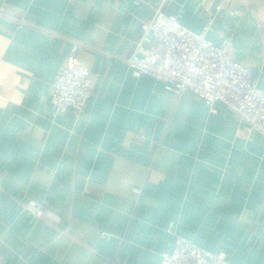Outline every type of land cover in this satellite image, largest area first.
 <instances>
[{
    "label": "crops",
    "instance_id": "1",
    "mask_svg": "<svg viewBox=\"0 0 264 264\" xmlns=\"http://www.w3.org/2000/svg\"><path fill=\"white\" fill-rule=\"evenodd\" d=\"M159 6L264 92V0H0V264H160L178 238L264 264V138L126 64ZM73 41L79 115L49 100Z\"/></svg>",
    "mask_w": 264,
    "mask_h": 264
},
{
    "label": "built area",
    "instance_id": "2",
    "mask_svg": "<svg viewBox=\"0 0 264 264\" xmlns=\"http://www.w3.org/2000/svg\"><path fill=\"white\" fill-rule=\"evenodd\" d=\"M166 0H162L164 4ZM73 41L69 55L50 89V105L57 112L81 114L94 88V78L78 61L77 53L86 49ZM133 76H145L167 84L178 94L190 91L211 107L220 102L239 120L247 133L264 138V92L257 79L231 58L227 44L214 46L206 31L194 33L184 28L175 16H167L159 6L141 24L140 38L126 60ZM133 193L139 195L140 190ZM101 236L110 238L103 232ZM160 264H228L222 253L207 252L178 238L170 254Z\"/></svg>",
    "mask_w": 264,
    "mask_h": 264
},
{
    "label": "rangeland",
    "instance_id": "3",
    "mask_svg": "<svg viewBox=\"0 0 264 264\" xmlns=\"http://www.w3.org/2000/svg\"><path fill=\"white\" fill-rule=\"evenodd\" d=\"M138 41H139V40H138ZM85 46H86V45H85ZM82 50H85V49H82ZM82 50H81V51H82ZM79 52H80V51H79ZM77 54H78V53H77ZM68 55H69V54H68ZM77 59H78V58H77ZM127 59H128V58H126V60H127ZM78 61H79V60H78ZM63 65H64V64H63ZM61 68H62V67H61ZM93 78H94V77H93ZM203 250H204V249H203ZM219 253H220V252H219Z\"/></svg>",
    "mask_w": 264,
    "mask_h": 264
}]
</instances>
